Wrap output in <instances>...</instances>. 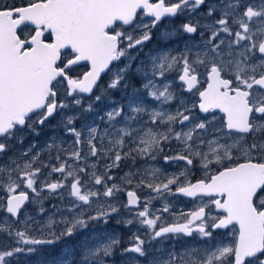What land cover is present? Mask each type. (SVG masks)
I'll return each mask as SVG.
<instances>
[{
	"label": "snow or ice",
	"instance_id": "obj_1",
	"mask_svg": "<svg viewBox=\"0 0 264 264\" xmlns=\"http://www.w3.org/2000/svg\"><path fill=\"white\" fill-rule=\"evenodd\" d=\"M177 17L184 22L166 26L159 39L184 38L183 46L144 53L153 30ZM81 67L87 70L77 71ZM109 73L107 86L100 85ZM97 88L100 94L85 104ZM110 90H121L125 103L99 116L106 125L100 128L86 114L110 100ZM57 116L43 146L33 142L14 151ZM77 120L83 121L79 128ZM161 156L180 170L149 164ZM101 160L107 161L103 172ZM127 160L145 166L126 172L121 184L110 183V171ZM194 169L201 178L193 180ZM141 189L149 190L143 199ZM64 192L69 203L53 205L48 215L44 200L59 195L63 202ZM120 192L126 203L117 202ZM176 196L195 206L172 212L168 197ZM153 200L161 207L154 209ZM29 204L38 206L35 215L27 213ZM0 212V236L7 238L0 242V264L31 255L40 257L36 264H115L118 253L126 257L123 264H139L138 258L148 264H264V0L0 4ZM41 214L46 219H38ZM113 215L117 224L138 226L127 247L112 231L44 255ZM230 227L227 236L216 237ZM194 236L198 244L179 249L153 244Z\"/></svg>",
	"mask_w": 264,
	"mask_h": 264
},
{
	"label": "rangeland",
	"instance_id": "obj_2",
	"mask_svg": "<svg viewBox=\"0 0 264 264\" xmlns=\"http://www.w3.org/2000/svg\"><path fill=\"white\" fill-rule=\"evenodd\" d=\"M144 21L147 22L148 21V18L145 17L144 18ZM170 22H174L175 23V21H167L166 22L167 23L166 25L161 24L159 28L153 30V38H152V40L150 42L147 43L146 47L144 48V53H148L150 50L159 49V48H163V47L174 48L177 45H179L181 47L183 46V39L184 38H181L180 40H176V41L172 42L171 44L169 43L170 41L167 42V43H165V42H163L162 40L159 39L160 32L162 30H164L166 26L168 28H171L172 25H171ZM27 31L28 30H25L24 32H27ZM195 39L196 40H199V35H196L195 36ZM142 58H143V56H141V59ZM121 66H123V62L121 63ZM110 75L111 74H109V76L106 78V80L104 81V84L102 86H104V87L107 86V83H108V81L110 79ZM131 79H132V82L134 83V85L136 87H139V78L133 76ZM169 79H172L174 81L173 87L175 89H179L180 88V84L176 80V74L175 73L170 74ZM128 91H131V89H128ZM99 94H100V89L97 91V93L95 95H99ZM119 94L123 98H125L124 95H123V92L121 90H115L113 94H110V91H109V94L108 95H109V97L111 99L110 100L109 99H105V100H103L101 102H98L95 105L96 112L95 113L86 114L87 115V120L88 121H95L96 123L99 124L100 128H104L106 125H105L104 122L100 121L99 116H102L103 113L105 111H107L114 104V100H118L119 99ZM184 95H185V98H189L191 96V94H186V93ZM90 99H94V97L93 98H90ZM145 99H146V102L147 103L152 104L153 106H155V102H153L149 98H147L146 97V94H145ZM88 102H89V99L84 100V103L85 104H87ZM117 102H119V101H117ZM175 106H176L175 103H173L171 105V108L174 110L175 109ZM97 113L99 115H97ZM219 115H221V114H219ZM144 119L146 120L147 119V116H145ZM58 120H59V116H57L56 119H53V122L49 123V126L43 128V129H49L50 130L51 127H53L54 125H56V123H57ZM78 121H80V123ZM76 123L77 124L79 123V127H80L81 126V123H83V121L82 120H77L75 122V124ZM43 129H40V130H43ZM61 131H63V130L62 129L61 130H58V133H59L60 136L63 137L64 135H61ZM53 133H54V130L50 132L49 136H52ZM49 136L45 137L44 140H42L40 143H38V145L43 146V144L47 141V139H48ZM64 138L66 140H70L71 139V137H64ZM31 143H33L32 140L28 144H31ZM174 146L175 145H173V147ZM167 154L172 155L174 153L173 152H168ZM90 162L95 163L96 162L95 161V158H90ZM106 162H107L106 160H101L100 166L98 168V171L99 172H103V164L106 163ZM131 163H132L131 160L123 161V162H121V165H120L119 168L112 169L114 171H110L109 174L112 175V176H114L115 179L113 181H111L110 183L121 184L120 177L124 176V174L126 172H129L130 170L131 171H136L137 168H141V167H144L145 166L144 165V162H140L138 164L139 165L138 167H136V166L133 167V165ZM149 164H151V163H149ZM151 165H153L155 167L162 168L164 171H166L168 173L176 172V171H179L180 170V168L177 165H175V164H167L166 165L164 163V161H163V157L162 156L158 158V160H157L156 163H152ZM116 169H118V170H116ZM192 175H193V180H195V179L201 178L202 175H203V173L201 171H199L198 169H194ZM54 176H57L58 179H60L59 174H53V176L51 178H53ZM84 178L87 179V177H84ZM69 184H70V181H69ZM97 187L99 188V190L101 192L103 191V188L101 186H97ZM142 190L143 189H141V190L138 191V195L143 199L144 197L148 196L149 194H146V196H145V194L143 192H148V190H144L143 192H142ZM61 194L65 195V200L63 202L59 199V195L49 197L55 203L54 205H59L61 203L67 205L69 203V199L67 198L66 192L61 193ZM180 199H182L180 196L168 197V202L172 205V212H173V210H175V208H176V210L179 213L182 209L184 211H188V210L192 209L195 206V202H193V201H189V200H186V199H182V201H180ZM116 200L120 204L126 203V200H127L126 192H120V193H118V195L116 197ZM45 203H46V201H45ZM153 204L156 205L154 207V209L161 207V201L160 200H158V203H155V200H153ZM142 206L143 205L141 204V207ZM54 211H55V208H54V210H52L51 212H48L47 214L48 215H51L52 212H54ZM121 212L125 216H127V214L124 212V209L123 208L121 209ZM165 215L167 217L165 219L168 221L171 217L169 215H167V214H165ZM111 218L117 219L114 216H112ZM111 218H110L109 222H111ZM45 219H46V216H45ZM111 224H113V225H111ZM111 224H108V225L105 226V224L103 222H100V223L95 224V225H89V227L87 229H82L75 236H73L71 238H66L64 241L60 242L57 246H55V249L53 251H51V252H45L44 255L46 257H48V258L57 256V255L60 254V252L65 247H74V246L78 245L82 240L86 239L90 235H96V234L103 233V232H112V231H114V229H115L114 232L118 233V229L116 228V227H118V225H116V224H114L112 222H111ZM102 226H105V227L102 228ZM112 226H113V228H111ZM231 230L232 229H229L228 231H226L225 233L221 234L220 236L221 237L222 236H227V232H230ZM136 231H133V230L129 231V226L126 227L124 225V228L121 230V234L122 235H120L118 233L119 236L121 237V240H122L121 247H127L128 246V238L131 236L132 233H134ZM125 233H126V235L124 236ZM5 240L6 239H4L3 241H5ZM189 241L191 242V245L192 244H198L199 243L198 237L195 238V239L189 240ZM172 242L178 244L179 247H177V249H179L185 242H187V240H184L183 238H180L179 242H177L175 240H172ZM225 242H227V241H225ZM31 256H32L31 261H34V264H36V262L38 261V259L40 257H38L37 255H31ZM21 258L23 259V261L25 262V264H33L30 260H28V257L27 256H22ZM76 258L79 259V254L78 253H77V257ZM138 259H139V264H148V259L146 261L143 260L145 263H143V261H140L141 258H138ZM114 260H115V264H123V261L126 260V257L122 258L119 255V253H118L117 256L114 258Z\"/></svg>",
	"mask_w": 264,
	"mask_h": 264
},
{
	"label": "flooded vegetation",
	"instance_id": "obj_3",
	"mask_svg": "<svg viewBox=\"0 0 264 264\" xmlns=\"http://www.w3.org/2000/svg\"><path fill=\"white\" fill-rule=\"evenodd\" d=\"M22 2H26L25 0H0V4H8V5H12V4H15V5H17V6H20V4L22 3ZM204 9H202V11H203ZM147 18V17H146ZM184 20H185V17H177V18H175V19H165L164 20V22L162 23L163 25H166L167 23V21H175V23L174 22H170L171 23V25L173 26V25H175V26H179L181 23H183L184 22ZM169 23V24H170ZM24 31L25 30H30L29 28H24L23 29ZM198 35V34H197ZM170 41V42H169ZM168 42L171 44L172 42H174V41H176V39H173V40H169ZM122 63V62H121ZM119 66H121V64L119 65ZM114 67H115V65H114ZM87 70V68L86 67H81V68H79V69H77V71H80V72H82V71H86ZM110 74V73H109ZM109 74H104V75H102V77H101V79H100V81H99V83H100V85H103L104 84V81L106 80V78L109 76ZM99 90V88H97V89H95V92H94V95L91 97V98H93L94 96H95V94L97 93V91ZM114 91L115 90H110V94H113L114 93ZM187 94V93H186ZM87 99H90V98H85V100H87ZM117 101H119L120 103H125V98H123L120 94H119V99L118 100H114V103H116ZM104 104V103H103ZM101 105V104H100ZM99 105V106H100ZM203 115V114H202ZM222 115V114H221ZM98 121V120H97ZM51 122H53V120H51L49 123H51ZM79 123H80V121H78ZM79 123L77 124L76 123V126H77V128L79 127ZM54 130V128L53 127H51V129L49 130V129H43V130H40V135L39 136H34V135H32V134H28L27 136H26V139H25V141H24V143L22 144V145H16V147H15V149H14V151H17V152H21V150L23 151L25 148H27L28 146H29V142L32 140V142H35V143H40L42 140H44V138L45 137H47V136H49V134H50V132L51 131H53ZM61 135H64V133H63V131H61ZM249 140H251V137H249ZM12 153H8L7 155H11ZM7 157H5V159H6ZM41 159H44V160H46L47 159V154L45 153V154H42V157H41ZM53 163L55 162V160H53L52 161ZM140 162H143V161H137V164L135 165L136 167H138L139 165V163ZM157 161H149V163H156ZM161 162V161H160ZM132 164V163H131ZM134 167V166H133ZM116 170H118V169H116ZM111 171H114V170H111ZM44 175L46 176L47 175V170H45V172H44ZM56 178V179H55ZM41 179H43V176L41 177ZM52 180H57L58 179V177L57 176H54L53 178H51ZM144 190H148V189H143L142 190V192L144 191ZM144 194H145V196H146V194H149V190H148V192H143ZM45 195H47V192H45L44 193ZM182 199H186V200H189V201H192L190 198H186V197H183V196H180ZM142 199V198H141ZM182 199H180V201H182ZM45 201H46V203H45ZM155 203H158V200H155ZM55 203L53 202V200L52 199H50V198H48V199H45L44 200V202H43V206L48 210V212H51L52 210H54V207H53V205H54ZM156 205L155 204H153V208L155 207ZM26 211H27V213L29 214V215H35L36 214V212L38 211V206H36V205H32V204H29V205H27V208H26ZM173 212L174 213H178V211L176 210V208H175V210H173ZM121 214L122 215H124L122 212H121ZM4 215V213H2V212H0V217H2ZM114 217H116L117 219H118V217L117 216H115V215H113ZM23 217V214L21 215V218ZM38 219H45V215L44 214H41V216H39V217H37ZM59 218V217H58ZM165 218H167L166 217V215H165ZM111 222L112 223H115V224H117L116 222H114V220H112L111 219ZM111 222H109L108 224H111ZM168 222L169 223H171L172 222V218H170L169 220H168ZM108 224H106V225H108ZM105 225V226H106ZM111 225H113V224H111ZM105 226H102V228L103 227H105ZM137 226V225H136ZM138 227V226H137ZM137 227H135V225H129V231H131V230H133V231H136L137 230ZM111 228H113V226L111 227ZM117 229H118V233L120 234V235H122L121 234V230L124 228V224H119V226L118 227H116ZM136 229V230H135ZM229 229H231V227L229 228ZM228 229V230H229ZM227 230V231H228ZM114 231H115V229H114ZM226 232V230H223V229H221V230H219L217 233H216V237L219 239V238H221V234H223V233H225ZM126 235V233L124 234V236ZM184 240H187V243L189 244V245H191V242L189 241V240H192V239H195V238H197V237H182ZM4 239H7L6 237H4V236H0V242H3V240ZM153 244H154V246L155 247H157V248H160V247H164V248H168V247H171L173 244H175V246H176V248L177 247H179V245L178 244H176V243H174V242H172V240L170 239V240H166V241H164L162 244L161 243H158V242H153ZM28 257V260H30L31 261V258H32V256H27ZM148 258H141V260L140 261H146ZM143 261V263H145ZM33 264H34V261H31ZM12 264H25V262L23 261V259L20 257L19 258V260L17 261V259H15V258H13L12 259Z\"/></svg>",
	"mask_w": 264,
	"mask_h": 264
},
{
	"label": "bare ground",
	"instance_id": "obj_4",
	"mask_svg": "<svg viewBox=\"0 0 264 264\" xmlns=\"http://www.w3.org/2000/svg\"><path fill=\"white\" fill-rule=\"evenodd\" d=\"M112 220H114V222H116L117 221V219H115V218H111ZM115 224V223H114ZM116 225H118L119 226V224H116ZM135 227H136V225H135Z\"/></svg>",
	"mask_w": 264,
	"mask_h": 264
},
{
	"label": "water",
	"instance_id": "obj_5",
	"mask_svg": "<svg viewBox=\"0 0 264 264\" xmlns=\"http://www.w3.org/2000/svg\"><path fill=\"white\" fill-rule=\"evenodd\" d=\"M102 75H104V74H102Z\"/></svg>",
	"mask_w": 264,
	"mask_h": 264
}]
</instances>
